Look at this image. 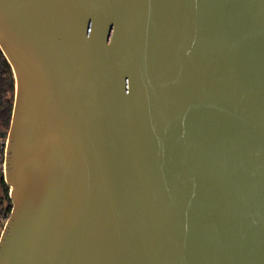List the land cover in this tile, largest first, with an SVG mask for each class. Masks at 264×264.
<instances>
[{"label": "water", "instance_id": "obj_1", "mask_svg": "<svg viewBox=\"0 0 264 264\" xmlns=\"http://www.w3.org/2000/svg\"><path fill=\"white\" fill-rule=\"evenodd\" d=\"M0 49V264H264V0H0Z\"/></svg>", "mask_w": 264, "mask_h": 264}, {"label": "trees", "instance_id": "obj_2", "mask_svg": "<svg viewBox=\"0 0 264 264\" xmlns=\"http://www.w3.org/2000/svg\"><path fill=\"white\" fill-rule=\"evenodd\" d=\"M14 89L11 66L0 49V185L4 189L3 196H0V212L10 211L11 209V200L8 195L9 187L4 181L2 164L13 107Z\"/></svg>", "mask_w": 264, "mask_h": 264}, {"label": "built area", "instance_id": "obj_3", "mask_svg": "<svg viewBox=\"0 0 264 264\" xmlns=\"http://www.w3.org/2000/svg\"><path fill=\"white\" fill-rule=\"evenodd\" d=\"M9 214H10V211L0 212V238L3 233V230H4Z\"/></svg>", "mask_w": 264, "mask_h": 264}, {"label": "rangeland", "instance_id": "obj_4", "mask_svg": "<svg viewBox=\"0 0 264 264\" xmlns=\"http://www.w3.org/2000/svg\"><path fill=\"white\" fill-rule=\"evenodd\" d=\"M2 168H3V164H2ZM4 194V189H2L1 185H0V196H3Z\"/></svg>", "mask_w": 264, "mask_h": 264}]
</instances>
